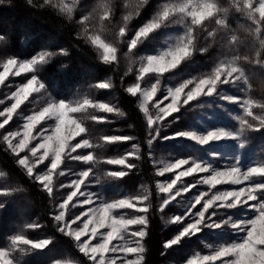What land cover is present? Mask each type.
<instances>
[{
  "label": "snow or ice",
  "instance_id": "6c2138e0",
  "mask_svg": "<svg viewBox=\"0 0 264 264\" xmlns=\"http://www.w3.org/2000/svg\"><path fill=\"white\" fill-rule=\"evenodd\" d=\"M28 3L32 4V0H28ZM77 3L78 0H72L71 4L63 0H44L41 7L51 5L71 18ZM147 4L148 0H139L136 14H139L140 7ZM232 12L245 18L247 23L240 28L259 44L254 59L250 55L239 54L245 41L238 34L239 30L231 27L229 16ZM113 18L110 0H101L98 9L83 15L79 21L85 38L97 49L99 58L105 64L119 62L120 44H126V55H130L153 33L173 24L182 25L183 28V33L158 54L140 58L142 63L136 82L126 88L127 93L138 97L139 108L144 113L149 157L152 156L154 142L178 139L191 140L200 145L233 140L238 142L240 149H244L245 134L264 129V99L249 95L252 84L245 67V64H254L264 69V0H230L228 7L221 0H165L151 19L141 24L134 33L130 34L128 28L131 14L124 15L114 32V38L109 39L105 35V25L110 24ZM5 40L6 37L0 34V42ZM214 44L227 49L231 55L222 54L211 72L168 86L165 88L166 94L162 98L157 97L164 73L191 60L194 53H208ZM56 55H67V50L42 51L31 59L12 56L0 62V86L12 87L11 84H5L10 76L31 73L26 82L16 85L15 91L10 92L5 99H0V105H4L6 100L11 101L10 106L0 111V129L5 130L4 134H0V139L6 144V150L16 157L17 164L26 175L38 183L49 198L58 201L52 215L55 229L75 243L89 264H145L144 239L149 234L152 193L145 191L143 195L129 194L106 200L94 191H86L93 183L101 184L103 179L116 180L127 176L130 170L137 167L129 157L141 159L139 145L133 144V151L104 161L109 165H120V170L95 171L101 160L94 152L85 150L100 145L90 140L87 122H108L107 117L93 113L120 116L124 113L115 104L87 96L69 101L52 99L37 71L39 66L48 64ZM148 75H153L155 82L144 85ZM225 85H230L244 95L222 91ZM90 87L110 90L114 85L109 78ZM30 97L33 99L30 100ZM201 97L238 106L242 115H236L234 119L238 121L239 128L216 127L203 132L192 128L175 130L169 135L161 134L168 117H173L174 113H179L184 106ZM26 102L32 105L28 114L19 111ZM204 106L202 103L195 105L199 108ZM14 116L21 117L23 123L16 130L9 131L5 126L13 121ZM178 120L179 116L173 117L167 126ZM49 121L52 123L49 124ZM100 139L112 144L132 141L135 137L104 135ZM209 156L214 161L219 154L209 153ZM233 159L235 162L227 164L223 170L214 166L213 162L195 156L159 162L162 166L157 168L158 176L172 174L156 184L160 200L157 211L160 213H164L174 201L180 203L177 197L189 192L197 184L207 185L209 189L200 192L192 202L183 205V212L166 221L178 225L179 230L173 238L164 242L163 248L167 250L180 246L205 230L222 238L215 246L208 245V254L194 252L186 256L183 264H264V162L244 167L239 156ZM69 161L81 162L88 167L74 171L68 166ZM40 165H43L42 169ZM194 174L204 175L192 184L183 179ZM0 176H4V173L0 172ZM61 177L74 178L65 182ZM217 185L239 187L220 190ZM18 191L21 189L0 187V210L5 208L4 199ZM84 206L88 207L85 209ZM78 207L83 209L78 214L71 211ZM248 212L251 215H247ZM25 227L35 230L41 225L29 223ZM9 239L7 247H0V264H21V258L27 252L49 249L54 244L52 237L34 240L23 234V231Z\"/></svg>",
  "mask_w": 264,
  "mask_h": 264
},
{
  "label": "trees",
  "instance_id": "16d2710c",
  "mask_svg": "<svg viewBox=\"0 0 264 264\" xmlns=\"http://www.w3.org/2000/svg\"><path fill=\"white\" fill-rule=\"evenodd\" d=\"M96 1L86 0V6L91 9ZM43 2L44 0H32V4H29L28 0H3L0 3V34L6 37L5 42H0V62L12 56L33 57L42 51L67 50V55L54 56L44 69L39 71V77L46 84L48 91L57 97L67 98L80 89L93 91V87H90L92 83L110 76L116 90L113 100L124 115L108 113L105 116L108 122L98 123L99 128L104 135H134L144 141L148 135L144 113L139 108L137 98L126 92L128 85L134 81L133 73L130 71L128 74L116 63L105 64L99 58L96 48L79 33L80 23L73 16L69 18L51 5L41 7ZM160 2L163 0H148L147 5L138 9V15L135 13L133 17L131 16L128 24V28H131L130 34L153 16ZM221 3L228 7L230 0H221ZM128 4L127 0H114L112 3L114 18L110 24H106L107 28L117 30L122 17L128 15L129 11L126 9L124 14H119L115 10H123ZM230 14L231 27L239 30L238 34L245 41L239 54H247L254 59L255 50L259 48L258 42L248 37L247 33L240 28L241 25H246L245 19L237 18L235 12ZM159 39L158 32L149 42V49ZM222 54L231 53L218 44H214L209 48L208 53H194L191 60L179 66L178 73L189 70L196 73L203 72L211 67ZM245 67L252 84L250 95L255 99H264V72L254 64H245ZM99 96L102 100L111 101L107 90H103ZM178 116L179 120L172 123L170 132L188 126L190 118L186 113H179ZM5 128L7 129L8 126ZM4 133L5 130L0 129V134ZM169 144L170 146L163 150L157 148L166 155L186 154L187 151L177 149L175 143ZM105 146L111 149L115 147L108 143H105ZM6 148V144L0 139V172L4 173V176H0V187L18 188L21 191L13 193L11 197L3 201L5 208L0 210V247H7L10 243L9 238L23 231V234L34 240L52 237L54 244L50 245L49 249L27 252L21 258V264H53L58 260L89 264L87 258L76 248L75 243L56 231L55 222L52 219L55 211L53 200L41 190L38 183L26 175L24 169L17 164L16 157ZM97 148L98 146L95 148L96 152ZM143 157L135 170L129 171L127 176L114 181L122 191H129L131 194L141 191L144 181H151L154 196L151 201L153 207L149 213V234L144 239L145 264H179L191 253L205 250L208 242L217 243V235L204 231L197 234L199 238L193 237L180 246L167 250L163 248L164 242L173 238L179 230L178 225L166 223L176 209L175 205H170L164 213L157 211L159 205L154 185L155 165L150 164L149 156ZM106 190L110 192V187ZM29 223H38L41 227L35 230L28 229L25 226Z\"/></svg>",
  "mask_w": 264,
  "mask_h": 264
},
{
  "label": "rangeland",
  "instance_id": "374dc122",
  "mask_svg": "<svg viewBox=\"0 0 264 264\" xmlns=\"http://www.w3.org/2000/svg\"><path fill=\"white\" fill-rule=\"evenodd\" d=\"M57 2H59V0H57ZM63 2L71 4L72 0H63ZM110 2L112 4L114 2V0H110ZM127 2L129 3L127 5V7H125L123 10H115V12H118L119 14H124V10L127 9L126 11L130 12V13L127 12V14L128 15L131 14V16L133 17V15L137 11V6L139 4V0H127ZM164 2H165V0H163V2H160L158 4L156 11L158 10V7ZM100 3H101V0H97L95 6H93L90 9L89 7L86 6V0H78V3L75 6L73 13H72L73 18H75L79 22L83 15H86L89 12H92L93 9H98ZM236 14H237L236 15L237 18L245 19L239 13H236ZM97 27H98V25H97ZM129 30L131 31V28ZM79 31H80L79 33H81V35L84 36L82 25H81ZM114 32H115V30H112L111 28H107L105 25V35L109 39L114 38ZM158 32L160 33V39L157 40L156 44L152 48L149 49V47H148L149 42L152 41L154 35ZM158 32L153 33L150 36V38L147 41H145L144 44L139 45L138 48L133 50V53L130 55H126V53L128 51L126 44H120L119 45V48H120L119 54L123 53V55H119V62L116 64L120 65L122 67V70L126 71L128 74L130 72L129 69H131V72L133 73L132 77L134 78V81L131 82L128 86H131L132 84H134L136 82V76L138 74V70H139L141 63H142L140 58L143 56L149 55V54H158L161 50L165 49L169 43L173 42V40L175 39L176 36L181 35L183 33V28H182V25L173 24L166 29L159 30ZM132 33H134V32H132ZM36 55H38V54H36ZM228 55H231V54H228ZM17 58L18 59H31L32 57H23V58L17 57ZM220 58H222V56ZM215 63L211 67L207 68L206 70H204L203 72H200V73H196L193 70H189L186 72L181 71V73H178V68L181 64L176 69L172 70L171 72L164 73L163 77H162V81H161V91L157 94V97L162 98V96L166 94L165 88L168 86H175L184 79H188V78H191L194 76H200L201 74L211 72ZM45 66L46 65L38 67V71H37L38 76L40 74L39 71L43 70ZM0 70H2V69H0ZM260 70L262 72H264V69L260 68ZM30 77H31V73H22L21 76H19V77L10 76L9 79L7 81H5V84L6 85L11 84L12 87L0 86V99H5L6 96L8 94H10V92L15 91L16 85L26 82V80ZM109 78L111 79V77L109 76V77H106L100 81H103V80H106ZM111 82L113 83L112 79H111ZM154 82H155V77L153 75H148L145 78L144 85L154 83ZM95 83H97V82H95ZM95 83H92V85ZM113 85H114V83H113ZM144 85H142V86H144ZM103 90L104 89H96L94 87H93V91H89L87 89H80V90L75 91L70 97H67V98L57 97L54 94H52L50 91H48V94L51 96L52 99H56V100L64 99L66 101H69V100L81 99L84 96H87V97L95 99V100L106 101V102L115 104V101L113 100V98L115 97L116 90L114 89V87L110 90H107L109 92V99L111 101L100 99L99 94ZM222 91H224L228 94H235V95H239V96L244 95V93L238 92L235 88H232L230 85L223 86ZM249 95H250V93H249ZM136 98H137V101L139 104V99H138V97H136ZM29 99L31 100V99H33V97H30ZM167 102H169V101H165V103H167ZM10 103H11V101L6 100L4 105H0V111H2L5 106H10ZM200 103L204 104L205 106L203 108L195 107V105L200 104ZM31 107H32V105H30L26 102L24 105L21 106V110H19V111H23L24 114H28L29 111L31 110ZM255 111L259 112L258 109H256ZM179 113H186V115L190 118V122H189L187 127L183 126L177 130H187V129L193 128L197 131L203 132L206 129L216 128V127H229V128H233V129L239 128V123L237 120L234 119V117L236 115H242V110L236 105L230 104V103L225 102V101H221L219 99L201 97L198 101H192V102H190L189 105L184 106V108H182ZM179 113H174L173 117L178 116ZM93 114L106 116L108 113H93ZM173 117H168L166 119L167 121L166 120L164 121L165 127L162 128V130H161L162 135H169L172 133V132H170L172 129L171 128L172 126L169 127L167 125L169 124L170 121H172L171 119H173ZM0 119H2V118H0ZM22 123H23V120L21 119V117L14 116L13 121H11L9 123V125H6V126H8L7 130H9V131L16 130L17 127L19 125H21ZM48 123L51 124L52 122L49 121ZM87 123H88V127H89V138H90V140L94 144L100 145L97 148V152L95 151L96 147L94 149L85 150V151L94 152V154L101 160L100 165L95 169V171H97L98 173L120 170L121 169L120 165H109V164L105 163L104 161H106L109 158H118L121 155H124L128 152L133 151V149H132L133 144L139 145L140 155H141V159H139V160L135 159L134 157H129V159L133 163L138 165V162L144 158L143 157L144 155L149 156V149H148V145H147L148 135L144 141H141L136 136L131 135L132 137H135V140L122 141V142L109 144V145H115V147L113 149H111L108 146H105V142H103L100 139L102 136H104V132L99 128L98 123L93 122V121H88ZM244 140L246 141V146L244 149H240L238 147V142L233 141V140H221L219 142H211V143L206 144V145H200L198 143H195V142H193L191 140H187V139L154 142L153 148H152V156L149 157L150 164L152 163V165H155L156 178H155L154 185L156 186L158 181L166 180L172 176L171 173H165L164 176H158L157 175V168L162 166L159 164L160 161L171 162V161H174L176 158H189V157L195 156L199 159L209 160V161L213 162L214 166H216L222 170L227 164L234 163L235 161L233 158L236 156L240 157L241 163L244 167H247L249 165L254 166L256 164L264 162V129H262L260 132L248 131L244 136ZM169 143H175L177 149L187 151L186 154L175 155V153H173V154H169V155L167 154L166 155L163 152H160L158 150V148L160 150H163L165 147L170 146ZM78 151H80V150H78ZM106 152H109V153H106ZM209 153H218L219 156L216 157L214 159V161H212V158L209 156ZM21 155H23V153H21ZM153 161H156L157 163L154 164ZM68 166L70 168H72L74 171H79V170H82L83 168L88 167V165H83L81 162H76V161H69ZM39 168L42 169L43 165H40ZM132 170H135V169H132ZM202 175H204V174H194V176H192V177H185L183 179L185 180L186 183L192 184V183H195L196 180H198L200 178V176H202ZM72 178H74V177H67V178L61 177L60 179L64 180L65 182H68ZM150 182L151 181H144L142 188H141V191L132 193V195H143L145 191H149L152 193V198H153L154 190L151 187ZM107 187H110V192H107V190H106ZM216 187H217V189L224 190V189H228L230 187L235 188V187H239V186L217 185ZM208 190L209 189H208L207 185L197 184L196 187L191 188L189 192L182 194L181 197H177V201H179L180 203H177L174 201L171 204V205H175L176 211L173 214H171L169 219L171 217L178 215L181 212H183L184 211L183 205H186L189 202H192L194 200V197L196 195H198L200 192H206ZM64 191H67V190H64ZM86 191H94V192L100 194L102 196V198L106 199V200H110L113 198H120L122 196L131 194V193H129V191H125V190L122 191L120 189L119 185L114 180H111V179H103L102 183L99 185L93 183L92 185L89 186L88 189H86ZM213 191H215V189H213ZM156 195H157V202L159 205V202H160L159 195L158 194H156ZM152 198H151V201H152ZM53 202L56 205V203L58 201L53 200ZM84 207L86 209L88 206H84ZM197 207H200V206L197 205ZM82 210L83 209H81L79 207L71 209V211L75 214H78ZM128 211L131 212L132 210H128ZM247 215H251V213L248 212ZM205 232H208V230H205ZM216 239H217L216 241H218L217 243H219L222 238L217 236ZM217 243L208 242L205 250H199V251H195V252H200L201 254H208L210 252V248L208 247V245L215 246ZM58 261L60 262V264H75L74 262H71V261H62V260H58ZM56 262L57 261H55L53 264H56ZM183 262L184 261L180 262L179 264H183Z\"/></svg>",
  "mask_w": 264,
  "mask_h": 264
}]
</instances>
